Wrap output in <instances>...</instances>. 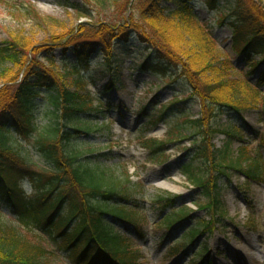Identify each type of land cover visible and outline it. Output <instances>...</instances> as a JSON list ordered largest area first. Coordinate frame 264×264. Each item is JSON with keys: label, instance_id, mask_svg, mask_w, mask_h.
<instances>
[{"label": "trees", "instance_id": "obj_1", "mask_svg": "<svg viewBox=\"0 0 264 264\" xmlns=\"http://www.w3.org/2000/svg\"><path fill=\"white\" fill-rule=\"evenodd\" d=\"M107 1L115 4L118 0L61 5L93 20L89 3L105 7ZM137 1L127 0L129 18L118 23L86 22L68 32L62 38L67 41L61 44V68L51 50L43 56V48L28 39L14 37L0 44V77L10 71L9 66L24 71L13 98L0 108V264H56L57 260L68 264H141L139 252L130 250L131 240L121 235L120 227L131 225L137 236H146L143 229L148 223L140 217L146 207L142 200H136L129 177L117 176L108 166L113 161L111 154L94 155V150L84 149L93 147L86 140L99 131L93 124L95 115L106 114L99 96L120 88V57L134 50L135 44L148 52L147 59L133 66L137 73L161 79L169 76V82L181 81L190 93L188 99H175L169 107H155L154 103L143 106L136 120L141 128L167 123L165 139L141 141L150 162L164 165L168 147L188 141L191 144L178 160L179 171L203 197L195 204L211 220L198 218L185 205L179 207L177 197H158L146 208L163 218L156 225L158 229L170 231L175 225L182 229L181 245L174 246L172 254L203 233L211 234L216 226L223 231L227 228L223 224L227 218L224 194L232 178L247 177L246 193H250L253 182L264 186L263 150L251 155L241 128L235 124L252 109L264 116V71L257 85L231 79L212 26H202L193 0H145L149 8L139 11L144 23L131 11ZM206 1L210 11L220 10L227 16L239 13L232 29L234 49L249 59L261 56L259 61L254 59L252 74L259 65L264 67V0H251V4L246 0ZM160 2L171 8L162 10ZM172 31L185 41L181 50L172 45L176 38L170 35ZM114 44L118 45V55ZM98 52L106 54L102 66L103 73L110 75V83L94 96L99 102L96 106L92 93L82 91L89 82L95 83L92 62ZM206 73L212 77L205 79ZM186 101L195 102L201 109L197 118L180 109ZM106 108L112 110L110 105ZM221 116L230 117L229 122L220 124ZM180 117H187L184 127L178 126ZM103 128L109 130V126ZM220 134L227 141L217 148L214 141ZM234 141L240 143L237 150L232 149ZM26 184L31 186L30 192ZM3 208L18 226L5 223ZM248 223L256 230L252 220ZM29 231L45 235L49 244L37 243ZM206 253L205 245L193 257L201 259Z\"/></svg>", "mask_w": 264, "mask_h": 264}, {"label": "rangeland", "instance_id": "obj_2", "mask_svg": "<svg viewBox=\"0 0 264 264\" xmlns=\"http://www.w3.org/2000/svg\"><path fill=\"white\" fill-rule=\"evenodd\" d=\"M85 1L87 2V0H0V44L8 42L14 37L26 42L28 39L33 44L35 43L37 47L43 48L41 51L43 56L51 50L54 62L59 67L62 66L63 51L61 44L67 41L62 40V38L68 32L76 31L81 23L110 22L115 24L123 18H129L130 10L128 9L127 0H118L115 4L107 1L105 7L89 3L92 4L89 11L92 12L93 20L87 18V16L85 18L79 15L77 10L61 5L64 2L83 4ZM193 2L196 7L195 11L202 21L200 22L202 26L206 27L208 24L212 26L211 31L214 34L213 38L216 44H218L219 54L229 64L228 75L231 76V79L257 85L256 83L261 78L264 67L263 64L259 65L257 69L253 70L254 73L252 74L251 66L254 59L259 61L261 56L258 55L249 59L246 55L236 52L233 46L234 43H232L233 24H235L236 16L239 13L235 11L234 14L227 16V13L220 10L210 11L206 0H193ZM246 2L251 4V0H246ZM167 5L171 8L170 4L160 2L159 8L163 10V7ZM149 6L150 4L145 0L136 2L131 11L137 21H142L139 15L140 8H149ZM163 13H167V10ZM223 18L225 21L221 22ZM152 33L154 32L152 31ZM172 34H175L176 38ZM170 35L175 38L172 45H175L177 51L181 50L183 45L185 46V41L175 31H172ZM112 48L117 55L120 54L117 44H114ZM142 51L143 48L139 44H135L134 50L130 49L120 57L123 60L122 68L118 72L121 82V84L119 83L120 88L100 94L99 97L106 114L95 115L96 121L93 124L99 131L94 132L86 140L93 147L84 146V149L94 150V155L103 152L111 154L113 161L108 166L115 169L114 174L117 176L129 177L133 186L132 192L137 196L136 200L143 201L144 207L148 208L151 201H158V197H177L179 198L177 202L179 207L185 205L194 211L198 217L208 220L205 211L198 210V205L195 204V201L203 199V197L197 194L193 184L180 173L178 167V160L184 154L183 149L191 146L190 142L168 147L164 155V158L168 160L164 165L150 162L149 153L142 146L141 141L143 139H165L168 126L167 123H159L155 126L148 124L141 128V124L136 121L139 109L143 106H150L152 103L155 107L165 104L169 107L175 99L185 101L190 94L181 81L169 82V76L161 79L154 75L137 73L133 68L141 64L144 55H148L147 52L142 54ZM71 53L69 55H72ZM106 54H108V50H106ZM106 54L98 52L94 56L92 79L95 83L89 82L86 90L82 92H91L94 97L100 89L103 90L109 84L110 75L103 73L105 70L102 66L106 60L104 58ZM39 61L45 65L48 64L43 59H39ZM8 68L10 71L3 79L0 77V108L13 98L24 76V71L19 70L17 67L9 66ZM203 76L205 79L212 77L209 73ZM94 99L95 105L98 106V100L96 101L95 97ZM107 105H110L112 109L109 112L106 108ZM181 106L180 109L191 118H197L201 111L195 102H182ZM244 117L245 124H241V120L235 124L238 128H241V135L247 141V148L251 155L258 153L260 150H263L264 154V116L252 109ZM186 118H178V126L184 127L183 123L187 120ZM229 120L230 117L221 116L219 122L220 124H226ZM44 123L43 121L42 124ZM104 126H109V130L104 129ZM226 141L227 139L220 134L214 144L220 148ZM239 146L240 143L234 141L232 149L237 150ZM226 184L224 203L227 218L224 219L223 224L227 225V228L223 231V227L216 226L212 236L204 235L199 238L195 247L198 248L201 241L202 244L206 242V245L211 247L215 264H264V186L254 182L251 185L250 193L247 194L244 190L242 191L243 187L248 185L246 177H234L232 184L229 182ZM25 188L30 192L31 186L26 184ZM146 208L143 216L139 215L144 218L146 224L148 223L147 226L144 224L148 231L146 233L149 234L147 239L142 240L134 237L136 235L132 234L129 227L128 230H123L121 233L125 238H130L129 240L132 243L130 250L135 253L139 252L137 254L139 263L191 264L196 249L189 253L193 249V245L182 251L179 256H168L171 248L167 250L166 247H159L156 243H153L152 235L160 236L165 233L163 229H158L156 226L163 218L155 217V214L151 211L147 212ZM2 210L1 213H3L5 223L18 226L12 214L6 208ZM251 220L257 226L256 230L249 228L248 222ZM146 228L144 227L145 231ZM27 233L39 244L48 243L45 235H37V233L31 231ZM177 236H172L175 238L170 243H173ZM207 238L208 240L205 241ZM49 248L51 249V247ZM217 250L220 253L218 256L215 255ZM66 262L69 261L57 260L56 264H68Z\"/></svg>", "mask_w": 264, "mask_h": 264}, {"label": "bare ground", "instance_id": "obj_3", "mask_svg": "<svg viewBox=\"0 0 264 264\" xmlns=\"http://www.w3.org/2000/svg\"><path fill=\"white\" fill-rule=\"evenodd\" d=\"M105 89V87L103 88V90Z\"/></svg>", "mask_w": 264, "mask_h": 264}]
</instances>
